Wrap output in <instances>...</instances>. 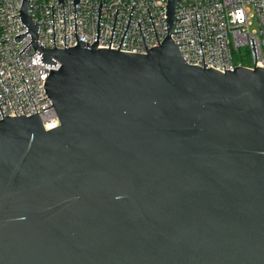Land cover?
Instances as JSON below:
<instances>
[{"label":"water","instance_id":"water-1","mask_svg":"<svg viewBox=\"0 0 264 264\" xmlns=\"http://www.w3.org/2000/svg\"><path fill=\"white\" fill-rule=\"evenodd\" d=\"M176 4L139 54L98 48L101 2L92 46L42 48L22 0L60 126L0 121V264H264V68L187 64Z\"/></svg>","mask_w":264,"mask_h":264},{"label":"built area","instance_id":"built-area-1","mask_svg":"<svg viewBox=\"0 0 264 264\" xmlns=\"http://www.w3.org/2000/svg\"><path fill=\"white\" fill-rule=\"evenodd\" d=\"M21 2L0 0V121L38 113L48 131L60 126L44 87L56 67L44 64L32 43L20 54L32 39L27 34L19 43L14 40L28 30L21 21ZM166 8L167 0H80L76 5L74 0H28L29 16L38 26V45L49 49L74 48L77 37L92 46L98 38L100 49L147 54L141 30L148 51L161 45L168 36ZM175 20L171 39L181 44L177 46L187 64L204 68L205 63V68L223 73L237 67L264 68V0H177Z\"/></svg>","mask_w":264,"mask_h":264}]
</instances>
